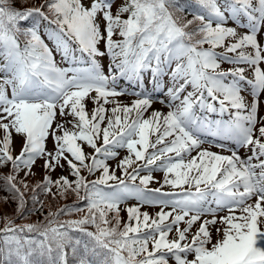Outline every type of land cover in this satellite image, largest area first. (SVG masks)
<instances>
[{
    "label": "snow or ice",
    "instance_id": "6c2138e0",
    "mask_svg": "<svg viewBox=\"0 0 264 264\" xmlns=\"http://www.w3.org/2000/svg\"><path fill=\"white\" fill-rule=\"evenodd\" d=\"M262 105L264 0H0V264H264Z\"/></svg>",
    "mask_w": 264,
    "mask_h": 264
},
{
    "label": "rangeland",
    "instance_id": "374dc122",
    "mask_svg": "<svg viewBox=\"0 0 264 264\" xmlns=\"http://www.w3.org/2000/svg\"><path fill=\"white\" fill-rule=\"evenodd\" d=\"M104 63L106 64L107 63V59H105V61H104ZM63 66V65H62ZM131 96V94H126L125 96H120V97H118L117 99L118 100H120V101H122V102H124V103H127L128 101H127V97H130ZM135 100V99H134ZM87 107L88 108H93V104H92V102L91 101H88L87 102ZM106 108H108V106H105ZM154 110H159V111H161V112H164V113H166L167 111H168V108L166 107V105H164V104H162V103H159V102H156V101H154L153 102V104H152V106H151V108L150 109H148V111H147V113H152V111H154ZM261 111L262 112H264V105H262V107H261ZM60 119H62L60 116H59V114L57 115V120H60ZM67 119H69L70 120V117H68ZM70 126V125H69ZM49 148L51 147V141H49ZM203 147L204 148H206V149H209V150H211V151H219V149H217V148H215V147H213L212 145H207V144H204L203 145ZM196 153L195 152H193L192 153V155H195ZM240 155L241 156H244L245 155V152L244 153H240ZM110 162L111 163H117V161H113V160H110ZM116 175H121V171L119 170V169H117L116 170ZM153 175L155 176V177H157V176H159V180L157 181V183H156V186H158L159 184H163V180H164V172L163 171H155L154 173H153ZM127 202H131V201H127ZM137 202L136 201H133V203H128V204H125V205H122V207H121V209H124V208H126L127 206H129V205H133V204H136ZM160 209H159V207H152V206H143L142 207V209H141V211H147V212H149L151 215H155V213L156 212H158ZM168 209H165V211H167ZM122 212V215H123V217L124 218H127V213L125 212V211H121ZM224 214V213H223ZM223 214H221V215H223ZM217 227H219V225L217 226ZM174 233H175V230H173V232L170 234V237H173L174 236ZM212 236H213V240H215V239H217L218 237H217V233H216V231H215V228H213L212 229ZM169 237V238H170Z\"/></svg>",
    "mask_w": 264,
    "mask_h": 264
},
{
    "label": "trees",
    "instance_id": "16d2710c",
    "mask_svg": "<svg viewBox=\"0 0 264 264\" xmlns=\"http://www.w3.org/2000/svg\"><path fill=\"white\" fill-rule=\"evenodd\" d=\"M31 2L32 3H39L40 0H31ZM4 172H7V171H4ZM61 198L62 197H60L58 199H53L52 197H47V198L42 197V199H44L43 209L41 211L35 212L34 214L25 216V219H26L25 223L37 222L38 219L43 220L44 215H46L45 214L46 208L50 209L49 204L56 203V202L60 201ZM14 207L15 206L13 204L5 205L3 203H0V224H2L4 226V223H6V219L4 217V214L7 213L9 216H12ZM15 222L17 224H21L17 220Z\"/></svg>",
    "mask_w": 264,
    "mask_h": 264
}]
</instances>
